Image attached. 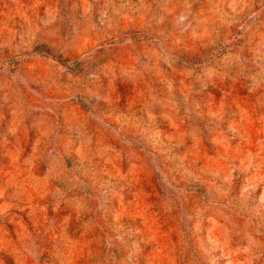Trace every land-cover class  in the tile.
Segmentation results:
<instances>
[{"label": "rangeland", "instance_id": "obj_1", "mask_svg": "<svg viewBox=\"0 0 264 264\" xmlns=\"http://www.w3.org/2000/svg\"><path fill=\"white\" fill-rule=\"evenodd\" d=\"M0 264H264V0H0Z\"/></svg>", "mask_w": 264, "mask_h": 264}]
</instances>
